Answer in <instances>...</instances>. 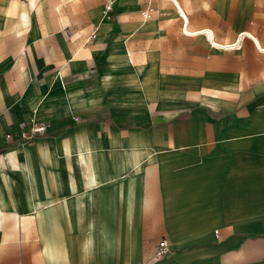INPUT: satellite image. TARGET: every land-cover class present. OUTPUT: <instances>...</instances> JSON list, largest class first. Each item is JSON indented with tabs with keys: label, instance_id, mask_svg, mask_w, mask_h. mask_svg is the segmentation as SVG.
Listing matches in <instances>:
<instances>
[{
	"label": "crops",
	"instance_id": "crops-1",
	"mask_svg": "<svg viewBox=\"0 0 264 264\" xmlns=\"http://www.w3.org/2000/svg\"><path fill=\"white\" fill-rule=\"evenodd\" d=\"M56 1L0 0V264H264V51L200 32L255 0Z\"/></svg>",
	"mask_w": 264,
	"mask_h": 264
},
{
	"label": "rangeland",
	"instance_id": "rangeland-1",
	"mask_svg": "<svg viewBox=\"0 0 264 264\" xmlns=\"http://www.w3.org/2000/svg\"><path fill=\"white\" fill-rule=\"evenodd\" d=\"M259 1L260 0H255L251 5V20L242 21L239 19L238 14H235L234 23L236 33L239 29H248V31L255 34L259 38L260 36L262 37L264 35V2L260 3ZM56 2L58 3L50 6L53 10L57 9L58 12L61 14L62 12L66 11L67 7H69V9L72 8L76 16V21L82 19V14L86 11L87 8H91L97 5H103L105 7L109 3L108 0H57ZM108 12V15L112 17L114 10L109 9ZM93 28L94 26L92 27V29ZM244 40L246 42H251V39L247 36H244ZM233 49L241 50L240 48Z\"/></svg>",
	"mask_w": 264,
	"mask_h": 264
},
{
	"label": "built area",
	"instance_id": "built-area-1",
	"mask_svg": "<svg viewBox=\"0 0 264 264\" xmlns=\"http://www.w3.org/2000/svg\"><path fill=\"white\" fill-rule=\"evenodd\" d=\"M112 9V4L109 2L107 5V10ZM155 11V7L151 4L150 0H146L144 6L139 10V14L142 20L149 19ZM21 134L23 136L27 134H42L45 132V125L43 122L32 121L28 128H25L24 125H20ZM9 136V134L7 135ZM169 250L168 241L166 238H162L158 242V246L154 251L153 258L158 259L165 255Z\"/></svg>",
	"mask_w": 264,
	"mask_h": 264
},
{
	"label": "bare ground",
	"instance_id": "bare-ground-1",
	"mask_svg": "<svg viewBox=\"0 0 264 264\" xmlns=\"http://www.w3.org/2000/svg\"><path fill=\"white\" fill-rule=\"evenodd\" d=\"M175 3H176V6H178L179 8V11L182 13V15L184 14V11L182 10V8L180 7L179 3L177 2V0H173ZM185 15V14H184ZM186 18V17H185ZM200 32L202 33H205L209 40H210V43L212 44V46H214L215 48H219V49H223V48H238L240 47V44H241V39L243 36H247L249 37L253 43L255 44L256 48L260 51H264V45L261 44L260 40L251 32L249 31H240L235 40L232 41V42H220V41H217L215 38H214V35L212 33V31L208 28L206 29H203L201 30Z\"/></svg>",
	"mask_w": 264,
	"mask_h": 264
}]
</instances>
